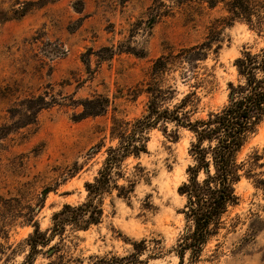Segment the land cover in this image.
Returning a JSON list of instances; mask_svg holds the SVG:
<instances>
[{"label": "rangeland", "instance_id": "374dc122", "mask_svg": "<svg viewBox=\"0 0 264 264\" xmlns=\"http://www.w3.org/2000/svg\"><path fill=\"white\" fill-rule=\"evenodd\" d=\"M227 1L211 6L207 0H0V126L22 118L24 99H56L36 122L12 127L0 140V207L10 219L8 238L0 237V242L11 247L8 253L14 250L10 261L0 264L26 259L34 222L45 231L65 204L85 201L86 182L94 180L108 147L117 143L110 138L113 117L132 120L147 108V95L135 98L130 88L147 77L153 62L204 42L215 26L223 30L218 53L210 51L188 77L182 75L187 67L167 74L166 86L177 88L174 103L196 92L193 121L227 104L229 84L241 79L236 59L264 47V25L217 22L230 15ZM97 95L109 99L108 112L76 118L83 111L80 101ZM176 128L168 123L169 131ZM149 135L148 152L125 162L129 175L138 163L147 172L131 198L115 191L105 198L99 224L87 230L67 226L68 264H95L113 256L127 257L124 264H179L186 197L178 188L193 163L195 134L180 127L178 139L161 128ZM241 158L250 173L236 185L240 201L195 264H264V122ZM76 163L78 169L70 174ZM32 213L34 220L29 221ZM142 240V261H133L134 243ZM58 241L59 236L52 244ZM48 261L40 254L35 264ZM185 261H190V252Z\"/></svg>", "mask_w": 264, "mask_h": 264}, {"label": "trees", "instance_id": "16d2710c", "mask_svg": "<svg viewBox=\"0 0 264 264\" xmlns=\"http://www.w3.org/2000/svg\"><path fill=\"white\" fill-rule=\"evenodd\" d=\"M189 1L203 0H179V3ZM207 1L211 6L216 5V0ZM226 7L230 15L217 22L229 26L237 20H243L252 25L255 22L260 27L264 25V0H228ZM222 32V29L215 26L204 42L160 56L153 62L147 77L130 88V94L135 98L147 95L145 112L132 120L113 117L110 138L112 141L117 140V143L108 147L107 155L94 180L86 182L85 201L78 205L65 204L62 210L54 214L53 225L45 231L40 229L38 222H34L35 230L27 239L30 251L21 264H35L40 254L49 258L44 264H68L71 257L64 239L67 226L87 230L92 225L99 224L104 217L105 198L115 191L118 197L130 199L147 172L138 163L129 175L125 162L130 157L140 158L143 153L148 152L152 129L161 128L171 138L178 139L180 127L191 130L195 134V140L190 147L193 163L187 168L188 178L178 188L179 193L186 197L182 209L186 230L178 241L179 264H195L200 259L211 239L226 228V216L230 208L240 201L236 185L245 173H250L246 171L247 160L241 158V153L264 122V47L258 52L244 51L236 59L235 64L241 76L239 83L229 84L227 104L209 113L205 119H192L198 102L195 91L174 103L177 88L174 85L166 86V75L177 68L187 67L182 75L188 77L190 70L195 71L199 61L207 59L210 51L218 53ZM216 43L218 45L214 48ZM55 103L56 99L47 100L45 96L24 99L21 104L25 109L22 118L13 121L11 125L0 126V140L9 134L12 127L20 128L36 122L39 112ZM80 104L83 111L76 118L82 119L106 114L109 99L97 95L81 100ZM168 123H174L177 128L169 131ZM103 142L96 145L94 150L102 146ZM76 165L70 174L78 169V163ZM42 204L43 201H40L37 207L40 208ZM31 210L36 211L35 208ZM2 212L0 207V237L8 238L10 219ZM28 220H34V213ZM58 236L60 241L52 244ZM145 242L142 240L134 243L137 252L130 255L133 261H142L139 260V253L143 247H139L145 246ZM10 249V246L0 242V261H10L14 253V250L8 253ZM187 252H190L188 263L185 261ZM126 259L127 257H104L95 264H124Z\"/></svg>", "mask_w": 264, "mask_h": 264}]
</instances>
